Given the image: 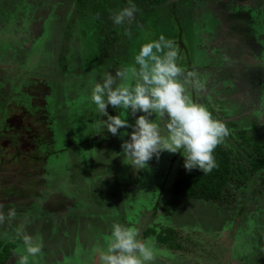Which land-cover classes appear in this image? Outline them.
<instances>
[{"label":"rangeland","instance_id":"1","mask_svg":"<svg viewBox=\"0 0 264 264\" xmlns=\"http://www.w3.org/2000/svg\"><path fill=\"white\" fill-rule=\"evenodd\" d=\"M158 2L131 0L132 24L117 26L111 17L129 0H0V204L17 211L0 243L16 247L13 230L27 219L26 231L43 237L44 264H93L90 249L115 221L143 238L175 231L179 247L156 241L169 254L155 264H264V177L247 172L221 202L175 199L181 154L134 170L121 154L130 128L95 133L106 117L88 99L90 79L132 64L163 34L179 46L193 100L231 130L221 147L245 167L251 146L264 151V0ZM15 260L12 250L4 264Z\"/></svg>","mask_w":264,"mask_h":264},{"label":"clouds","instance_id":"2","mask_svg":"<svg viewBox=\"0 0 264 264\" xmlns=\"http://www.w3.org/2000/svg\"><path fill=\"white\" fill-rule=\"evenodd\" d=\"M137 11L129 0L127 7L112 15V22L130 25ZM179 59L176 42L160 34L140 45L132 64L121 66L115 74L105 71L89 81L88 99L98 117H106L94 122L95 133L106 129L116 135L119 129L130 128L128 139L121 144V154L134 170L146 168L149 160L158 159L166 151L181 154L186 171L210 173L217 167L214 150L230 135L223 121L193 100L188 79H181L185 69ZM108 106L118 109V114L109 115ZM128 117H134V123H129ZM16 217L14 207L5 212L0 204V225ZM26 224L27 219L13 230L12 239L19 240L13 249L15 264H44L43 237L28 233ZM90 253L93 264H155L158 255L169 254L157 246L154 236L143 238L139 227L115 221L103 243L94 245Z\"/></svg>","mask_w":264,"mask_h":264},{"label":"trees","instance_id":"3","mask_svg":"<svg viewBox=\"0 0 264 264\" xmlns=\"http://www.w3.org/2000/svg\"><path fill=\"white\" fill-rule=\"evenodd\" d=\"M165 1L166 0H159L157 4H161ZM81 3L82 2H80V6ZM239 18L240 17L236 18L237 23ZM241 20L240 25L248 23L249 26V17H241ZM252 34L253 33L250 34L251 38H253ZM257 66L259 65L257 64ZM249 142L250 140L248 143ZM256 146L257 144L251 146L253 152L248 154L250 160L247 163V167H245L242 161L238 159V156H235L234 159L231 158L234 154L233 150L225 149L221 147V145H218L213 153L217 162V167L207 174L202 173L198 169L187 171L184 177L177 179L173 183L171 189L173 198L179 200L185 198L221 202L224 198L227 199L228 196H232L234 192L237 191L239 185L243 183L244 179H247V172L251 174L257 173V175L263 178L264 151L256 149ZM149 235L154 236L156 241L161 244L170 243L171 247H179L173 243L175 239V231L173 230L160 229L159 231H155L152 229L148 232L146 237ZM12 242L7 244L0 243V264H4L8 260L11 251L14 249L16 243Z\"/></svg>","mask_w":264,"mask_h":264}]
</instances>
